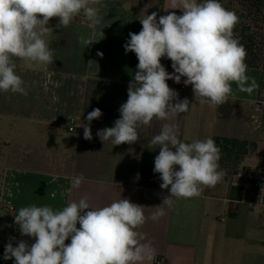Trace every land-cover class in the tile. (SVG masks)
Here are the masks:
<instances>
[{
	"label": "crops",
	"instance_id": "0c3cea01",
	"mask_svg": "<svg viewBox=\"0 0 264 264\" xmlns=\"http://www.w3.org/2000/svg\"><path fill=\"white\" fill-rule=\"evenodd\" d=\"M102 3L99 14L103 19L95 27L84 17L67 28L47 25L53 28L45 39L54 49V63L35 68L19 64L16 69L28 86L27 96L0 92V131L9 144L8 168L0 185V264L11 263L12 259H4L10 238H15L13 246L20 240L29 245L34 242L22 236L14 222L24 206L47 205L55 210L87 197L92 206L102 207L128 198L144 206L145 216L150 217L155 206L170 195V187L161 189L159 173L153 171L159 148L149 143L165 122L177 124L185 142L219 136L256 142L258 149L243 163L253 173L230 175L220 168L224 172L221 191L205 188L200 196L172 197L174 203L164 206L166 214L159 221L147 220L139 230L147 233L156 257L165 264H264V119L259 89L249 95L233 83V95L226 103L202 105L191 85L183 84L185 78L180 84L168 80L180 99L191 102L188 112L172 121L153 120L150 127L141 126L140 139L133 144L102 142L97 132L114 126L120 118L119 108L127 101L137 70L135 53L126 54L124 48L129 33H139V19L146 14L156 12L157 18L171 11L182 14L180 9H167L170 0L157 10L156 0ZM149 3L152 7L146 11ZM92 33L99 41L85 48L79 37ZM161 63L169 73L174 71L171 60L165 57ZM247 75L260 83L259 69L248 67ZM95 108L103 115L91 122L92 139L85 140L82 125L88 124L87 115ZM21 124L25 126L19 129ZM79 174L84 175V182L69 191L72 178ZM256 177L263 179L259 185ZM27 179L32 182L28 187ZM234 186L244 191L238 214L231 218L228 210Z\"/></svg>",
	"mask_w": 264,
	"mask_h": 264
},
{
	"label": "clouds",
	"instance_id": "9594fccd",
	"mask_svg": "<svg viewBox=\"0 0 264 264\" xmlns=\"http://www.w3.org/2000/svg\"><path fill=\"white\" fill-rule=\"evenodd\" d=\"M95 5V6H93ZM102 0H0V92L28 95V86L17 74V61L30 67L54 63V49L45 37L53 33L47 27L58 18L56 28H67L81 14L95 27ZM152 7V3L145 6ZM167 9H180L158 17L156 12L140 20L139 33H129L124 44L126 54L134 52L138 64L127 90V101L119 108L114 126L97 132L102 142L133 144L140 139L138 128L151 126L153 120L172 121L190 109L188 98L180 99L167 81L191 85L200 104L220 106L233 95L232 84L251 95L259 89L255 78L247 75V51L234 35L239 23L235 12L220 0H170ZM165 9V10H167ZM103 36V33L101 34ZM96 33L79 37L85 48L96 40ZM97 55L103 57L102 52ZM171 60L169 73L161 63ZM103 115L95 108L87 115L83 138L92 139L90 124ZM150 145L159 148L154 159L161 189L170 195L146 217L144 206L128 198L114 200L102 207L92 206L87 197L71 200L62 209L51 206H24L14 216L22 236L34 239L29 245L20 240L5 246L4 259L15 264H152L156 249L147 233L140 231L148 219L156 222L174 203L172 197L200 196L205 188L215 187L223 178L221 150L212 138L185 142L175 123L162 124ZM174 149V150H173ZM83 174L72 178V189H79ZM79 225V227H77ZM70 239V243H65Z\"/></svg>",
	"mask_w": 264,
	"mask_h": 264
},
{
	"label": "trees",
	"instance_id": "16d2710c",
	"mask_svg": "<svg viewBox=\"0 0 264 264\" xmlns=\"http://www.w3.org/2000/svg\"><path fill=\"white\" fill-rule=\"evenodd\" d=\"M238 9L232 10L239 17L234 35L247 51L246 63L260 70L259 97L264 91V0H242ZM221 150L220 168L230 175L240 171L253 173L243 166L244 160L257 152L258 144L247 140L219 137L213 138ZM243 187H232L228 215L235 218L243 197Z\"/></svg>",
	"mask_w": 264,
	"mask_h": 264
},
{
	"label": "rangeland",
	"instance_id": "374dc122",
	"mask_svg": "<svg viewBox=\"0 0 264 264\" xmlns=\"http://www.w3.org/2000/svg\"><path fill=\"white\" fill-rule=\"evenodd\" d=\"M144 1V3H146L147 1L149 0H142ZM242 0H220V3L228 10L232 11L234 9H238V8H241L240 7V2ZM163 2L164 0H156V4H155V9H159L162 5H163ZM83 18V15L81 14L80 16H77L73 19L78 21L80 19ZM56 23H59V20L58 18H52L49 22V24H56ZM21 64V65H26V67H30L29 66V62L27 61H22L20 62L19 60L17 61V67L18 65ZM259 102H260V105L262 106V111H263V119H264V91L262 93V95L259 97ZM9 123H10V120H8ZM10 124H12L14 126V121H12ZM25 125L24 124H21V127L19 129H21L22 127H24ZM7 130V129H6ZM10 133H11V130H10ZM13 136L15 135V133L12 134ZM8 143H7V140L5 139V137L1 134V131H0V185H1V178H2V175H3V172L5 169L8 168V161H7V158H6V148L8 147ZM223 169V168H222ZM228 172H230L228 170ZM24 183L25 185H27L26 187L30 186L31 185V181H29L28 179L27 180H24ZM215 189V191H221V189L223 188V185L221 183H218L215 187H213ZM10 264H15L14 262V258H12L11 260V263Z\"/></svg>",
	"mask_w": 264,
	"mask_h": 264
},
{
	"label": "built area",
	"instance_id": "2783aa9c",
	"mask_svg": "<svg viewBox=\"0 0 264 264\" xmlns=\"http://www.w3.org/2000/svg\"><path fill=\"white\" fill-rule=\"evenodd\" d=\"M255 180H256V185H259L263 179L261 177H256ZM154 264H165V261L160 256H157L154 260Z\"/></svg>",
	"mask_w": 264,
	"mask_h": 264
}]
</instances>
